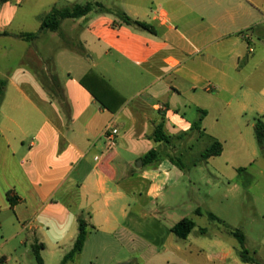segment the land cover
<instances>
[{
    "label": "crops",
    "instance_id": "0c3cea01",
    "mask_svg": "<svg viewBox=\"0 0 264 264\" xmlns=\"http://www.w3.org/2000/svg\"><path fill=\"white\" fill-rule=\"evenodd\" d=\"M159 2L167 8L157 12L133 6L123 11L151 25L153 33L123 24L110 8L111 13L94 11L80 18L109 67H134L140 70L135 80H150L135 95H128L125 85L111 88L106 101L114 111L81 83L88 74L97 83L105 80L101 72L83 68L79 78L63 80L55 74L54 60L50 67L38 53L35 60L22 62L17 79L8 84L4 80L0 214L13 213L18 235L30 231L35 236L38 218L46 227L58 225L46 211L61 205L71 226L84 217L119 251L164 255L171 259L167 264H225L234 250L240 257L239 248H231L220 236L192 238L191 232L180 239L171 230L178 222L167 226L160 214L173 208L186 176L175 163L176 146L196 132L192 124L202 117L199 137L223 146L220 155L204 162L228 182L238 177L246 146L256 138L255 123L264 122V69L257 36L264 34L259 30L264 13L252 0ZM166 36L181 41L173 44ZM39 64L46 75L39 72ZM124 72L132 79L134 72ZM254 112L259 116L252 123L247 115ZM159 125L167 140L155 139ZM113 130L118 131L115 145L109 139ZM152 150L156 158L145 162ZM8 192L16 198L14 207ZM74 233L70 237L77 238L79 223ZM192 258L198 262H190Z\"/></svg>",
    "mask_w": 264,
    "mask_h": 264
},
{
    "label": "rangeland",
    "instance_id": "374dc122",
    "mask_svg": "<svg viewBox=\"0 0 264 264\" xmlns=\"http://www.w3.org/2000/svg\"><path fill=\"white\" fill-rule=\"evenodd\" d=\"M252 1L264 13V0ZM95 2L110 8L113 14L133 6L157 12L167 8L159 0L154 1V6L152 0H11L0 6V32L6 30L13 33V36H0V79L6 80L7 84L17 79L22 62L35 60L38 53L39 57L48 61L50 67V60H54L55 74L63 80H67L69 75L72 78H79L83 68H86L101 72L111 88L125 85L128 95L139 92L150 80H135L140 70L134 67L129 68L126 65L114 69L109 67L104 58L99 56L95 40L85 31L86 21L66 19L62 22L59 32L44 31L33 42L23 41L14 35L39 32L41 18L53 7L64 8L74 4L86 5ZM92 15H95V12ZM263 29L264 26L259 27V30ZM257 36L264 69V34L261 32ZM163 39L173 44L181 41L177 36L176 38L166 36ZM75 51L79 52V56ZM38 70L46 75L43 64L38 65ZM126 70L134 72L130 77L132 79L125 76ZM166 79L172 82L168 75ZM8 93H12L10 88ZM145 93L147 92L141 96H145ZM257 116L259 115L255 112L248 113L247 119L254 123ZM210 119L214 121L215 117L212 116ZM252 141L246 146L245 162L241 165L243 170L239 172L235 181L231 182L219 176L211 165L204 162L202 155L212 144L209 138H200L196 131L179 141L175 157L176 162L185 170L186 176L176 190L177 201L173 208L168 209L165 215L160 214V218L167 226L184 218H191L196 223L192 238L210 239L220 236L231 248L235 246L240 249V244L229 232L241 230L245 235V248L249 251V256L256 259L259 264H264V148L258 144L256 138ZM225 157L221 158L224 163ZM198 209L201 210V215L197 213ZM46 212L59 224L46 227L38 218L34 225L35 236L30 231L18 235L20 226L13 225L11 221L13 213L0 214V264H39L32 249L36 244L35 238L44 244L41 251L44 264L62 262L74 245L76 235L70 236L78 231V222L73 220L71 226L61 205H51ZM208 212L214 213L219 221L211 220ZM92 231L90 229V234ZM118 251L116 247H111L106 235L93 231L87 246H84L82 252L67 264H167V260H171L164 255L150 257L148 253H131L127 248ZM200 261L205 260L200 257ZM190 262L198 260L192 258ZM225 264L252 263L243 262L234 250Z\"/></svg>",
    "mask_w": 264,
    "mask_h": 264
},
{
    "label": "trees",
    "instance_id": "16d2710c",
    "mask_svg": "<svg viewBox=\"0 0 264 264\" xmlns=\"http://www.w3.org/2000/svg\"><path fill=\"white\" fill-rule=\"evenodd\" d=\"M11 0H0V6L4 5ZM101 13H111L112 11L110 9H107L106 7L102 6L99 2L95 3H88L86 5L81 4H74L71 6H67L64 8H57L53 7L52 10L43 16L41 18V27L39 32L37 33H19L15 34V36L23 41L26 42H33L36 40L40 33L44 31H52V32H59L61 30V24L66 19H80L83 18L90 13L97 11ZM123 24L127 26H133L139 30L148 31L153 33V27L145 22H141L138 20L132 19L129 15H127L125 12H116L114 13ZM11 34L8 32L0 33V36H10ZM13 36V35H12ZM94 75L88 74L86 75L81 83L82 85L93 95V97L105 108L114 111L111 107V105L106 101V95L109 93L111 87L105 81L104 79H100L97 82L93 80ZM5 87H6V81L0 79V105L3 101L4 94H5ZM202 114L205 116L206 111H202ZM202 120L199 119L198 121L194 122L192 124L191 129L193 131H200ZM255 135L257 138L258 144L264 148V122L261 119H257L255 123ZM155 139L157 141H164L167 140L166 135L163 132V126L159 125L155 131ZM223 151V146L219 141H214V143L205 150L204 154L202 155L204 160H207L211 156H217L220 155ZM157 156V153L155 150L150 151L147 156L144 158L145 162H152ZM177 165L178 162L175 161ZM181 167V165H179ZM243 169H240L239 172H241ZM8 200L11 204V207H14L16 204V198H13L11 196V192H8L7 194ZM197 213L199 215L202 214L201 210L198 209ZM209 218L211 220L219 221V219L211 212L207 213ZM79 223V233L78 236L74 242V245L71 249V251L63 258L62 262L60 264H67L69 261H72L75 259L77 255H79L85 245V242L87 240L88 234L90 229L94 228L91 224L88 223V221L84 217H80L78 219ZM196 223L191 218H184L181 221H179L176 225L172 227V232L179 237L180 239H187L188 236L191 234V232L195 229ZM232 236L237 238L239 240L240 249H239V255L241 259L246 263H252V264H259L256 259L249 256V251L245 248V235L241 230L236 231H230L229 232ZM33 253L38 261L39 264H44V260L41 256V251L44 249V244L38 243L36 241V244L32 247ZM131 264V263H127Z\"/></svg>",
    "mask_w": 264,
    "mask_h": 264
},
{
    "label": "built area",
    "instance_id": "2783aa9c",
    "mask_svg": "<svg viewBox=\"0 0 264 264\" xmlns=\"http://www.w3.org/2000/svg\"><path fill=\"white\" fill-rule=\"evenodd\" d=\"M251 51H252V49H251ZM117 133H118L117 130H113V131H112V135L109 136V139H110V141H111V145H115V135H116Z\"/></svg>",
    "mask_w": 264,
    "mask_h": 264
}]
</instances>
